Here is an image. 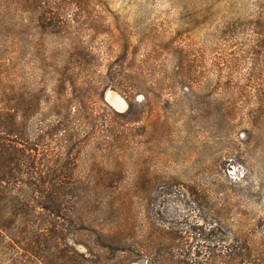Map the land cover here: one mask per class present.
I'll return each instance as SVG.
<instances>
[{"label":"rangeland","instance_id":"374dc122","mask_svg":"<svg viewBox=\"0 0 264 264\" xmlns=\"http://www.w3.org/2000/svg\"><path fill=\"white\" fill-rule=\"evenodd\" d=\"M91 1L106 11L111 28L117 26L112 54L126 44L128 55L109 70L107 60L116 58L100 54L86 78L117 76H111L117 79L113 87L100 84L97 92L103 88L105 102L110 92L121 96L125 111L129 104L132 111L139 109L145 92L161 93L165 100L129 121L110 112V124L86 146L78 176L90 187L116 182L150 189L149 197H131L127 205L134 237L148 227L146 216H163L168 224L177 213L183 229L190 230V264H213L228 234L264 261V98L257 116L254 89L264 84V55L254 53L255 43L264 49V36L254 28L264 25V0ZM58 2L0 0V78L20 72L19 87L38 86L42 43L48 49L59 45L40 25L57 15ZM94 44L102 47L101 40ZM147 54L145 63L137 61ZM117 162L122 172L115 175ZM181 183L202 192L200 206L177 196ZM169 184L176 191L163 193ZM193 224L198 229H189Z\"/></svg>","mask_w":264,"mask_h":264},{"label":"trees","instance_id":"16d2710c","mask_svg":"<svg viewBox=\"0 0 264 264\" xmlns=\"http://www.w3.org/2000/svg\"><path fill=\"white\" fill-rule=\"evenodd\" d=\"M58 1L57 15L46 16L40 25L43 35L54 36L59 45L48 49L42 43L38 86L19 87L20 72L15 77L6 72L0 78V264H190L194 253L187 235L190 230L183 229L179 223L183 216L177 213L168 224L163 216L160 220L146 216L148 227L141 234L147 233L134 237L126 208L131 197H149L150 189H127L116 182L90 187L78 176L79 160L86 146L110 124V112L129 121L165 98L145 92V103L137 110L132 111L131 104L126 111L111 108L102 89L113 87L117 79L112 77L117 76L108 72L98 81L86 77L100 54L107 59L114 55L111 47L117 26L111 28L106 11L91 0ZM254 28L264 36L263 24ZM99 40L102 47L94 44ZM119 51L114 61L107 60L109 70L117 59L121 65L124 62L126 44ZM255 51L264 55L258 43ZM147 57L137 61L145 63ZM178 69L179 64L176 78ZM135 76L141 74L136 71ZM254 89L260 116L264 84L256 83ZM116 166L113 174H121L120 163ZM164 188L165 194L176 191L171 184ZM176 194L188 204L201 205L203 195L198 189L181 183ZM189 229L198 227L193 224ZM225 237L228 241L213 264H264L240 238Z\"/></svg>","mask_w":264,"mask_h":264},{"label":"bare ground","instance_id":"6f19581e","mask_svg":"<svg viewBox=\"0 0 264 264\" xmlns=\"http://www.w3.org/2000/svg\"><path fill=\"white\" fill-rule=\"evenodd\" d=\"M106 97L107 98L113 97L115 99V101L118 102L119 108L126 107L125 100L121 96H119L118 94L110 92L108 95H106Z\"/></svg>","mask_w":264,"mask_h":264},{"label":"water","instance_id":"95a60500","mask_svg":"<svg viewBox=\"0 0 264 264\" xmlns=\"http://www.w3.org/2000/svg\"><path fill=\"white\" fill-rule=\"evenodd\" d=\"M105 99L107 100V102L111 105L112 108H114L115 110L121 111L123 109L119 108V104L117 101H115V99L113 97L107 98L105 96Z\"/></svg>","mask_w":264,"mask_h":264}]
</instances>
